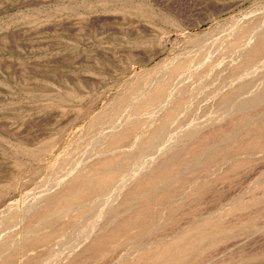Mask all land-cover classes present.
I'll list each match as a JSON object with an SVG mask.
<instances>
[{
  "label": "rangeland",
  "instance_id": "obj_1",
  "mask_svg": "<svg viewBox=\"0 0 264 264\" xmlns=\"http://www.w3.org/2000/svg\"><path fill=\"white\" fill-rule=\"evenodd\" d=\"M0 264H264V0H0Z\"/></svg>",
  "mask_w": 264,
  "mask_h": 264
},
{
  "label": "bare ground",
  "instance_id": "obj_2",
  "mask_svg": "<svg viewBox=\"0 0 264 264\" xmlns=\"http://www.w3.org/2000/svg\"><path fill=\"white\" fill-rule=\"evenodd\" d=\"M123 186V185H122ZM91 189V188H90ZM122 190V189H121Z\"/></svg>",
  "mask_w": 264,
  "mask_h": 264
}]
</instances>
